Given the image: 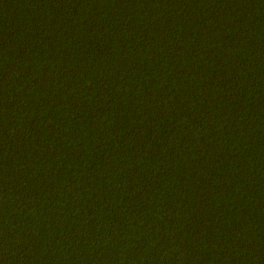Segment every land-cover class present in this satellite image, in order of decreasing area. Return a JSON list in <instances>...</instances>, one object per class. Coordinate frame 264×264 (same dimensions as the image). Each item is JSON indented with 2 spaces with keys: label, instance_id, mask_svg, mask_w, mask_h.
<instances>
[{
  "label": "trees",
  "instance_id": "trees-1",
  "mask_svg": "<svg viewBox=\"0 0 264 264\" xmlns=\"http://www.w3.org/2000/svg\"><path fill=\"white\" fill-rule=\"evenodd\" d=\"M0 264H264V0H0Z\"/></svg>",
  "mask_w": 264,
  "mask_h": 264
}]
</instances>
